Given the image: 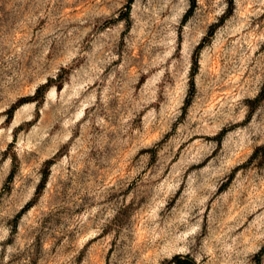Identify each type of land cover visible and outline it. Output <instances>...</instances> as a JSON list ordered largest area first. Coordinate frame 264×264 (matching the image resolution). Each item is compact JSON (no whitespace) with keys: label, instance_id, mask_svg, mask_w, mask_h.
I'll return each instance as SVG.
<instances>
[{"label":"rangeland","instance_id":"rangeland-1","mask_svg":"<svg viewBox=\"0 0 264 264\" xmlns=\"http://www.w3.org/2000/svg\"><path fill=\"white\" fill-rule=\"evenodd\" d=\"M0 264H264V0H0Z\"/></svg>","mask_w":264,"mask_h":264}]
</instances>
